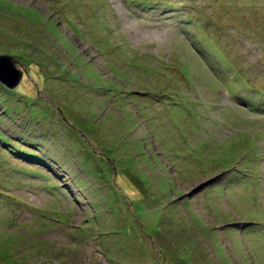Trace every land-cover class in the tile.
<instances>
[{"label": "rangeland", "instance_id": "374dc122", "mask_svg": "<svg viewBox=\"0 0 264 264\" xmlns=\"http://www.w3.org/2000/svg\"><path fill=\"white\" fill-rule=\"evenodd\" d=\"M0 54V264H264V0H0Z\"/></svg>", "mask_w": 264, "mask_h": 264}, {"label": "water", "instance_id": "95a60500", "mask_svg": "<svg viewBox=\"0 0 264 264\" xmlns=\"http://www.w3.org/2000/svg\"><path fill=\"white\" fill-rule=\"evenodd\" d=\"M26 67L8 55H0V82L15 88L22 81Z\"/></svg>", "mask_w": 264, "mask_h": 264}, {"label": "trees", "instance_id": "16d2710c", "mask_svg": "<svg viewBox=\"0 0 264 264\" xmlns=\"http://www.w3.org/2000/svg\"><path fill=\"white\" fill-rule=\"evenodd\" d=\"M140 2H141V1H140ZM143 4H146V2H143ZM1 138H3V140H4V141H2V143L7 142L6 146L10 144V143H9V142H10L9 139H7V138L5 137V134H3ZM251 143H252V142L248 143L246 146H244V147H242V148H243V149L246 148V149L248 150V146H249V144H251ZM253 143H254V142H253ZM237 151H238V147H237ZM258 154H259V153H258L257 150H256L255 153H254L253 155H254L255 157L259 158ZM262 160H263V158H262ZM262 160H261V161H262ZM258 167H259V166H258ZM234 175H235V173L232 174V176H234ZM232 179H236L235 176H234ZM0 248H1V247H0ZM2 252H3V254H1V255H5V254H4L5 252H4V251H2Z\"/></svg>", "mask_w": 264, "mask_h": 264}, {"label": "clouds", "instance_id": "9594fccd", "mask_svg": "<svg viewBox=\"0 0 264 264\" xmlns=\"http://www.w3.org/2000/svg\"><path fill=\"white\" fill-rule=\"evenodd\" d=\"M140 3H141V2H140ZM0 55H8V54H0ZM8 56L12 57V55H8ZM215 56H216V55H215ZM12 58H13V57H12ZM216 58H217V56H216ZM13 59H14V58H13ZM217 60L220 61L218 58H217ZM14 61H15V60H14ZM16 62H17V61H16ZM220 62H221V61H220ZM28 73H29V69H27V70L25 71V73H24V75H23V79H24L25 75L28 74ZM23 79H22V80H23ZM0 83H2V82H0ZM20 83H21V82H20ZM20 83H19V84H20ZM19 84H18V85H19ZM2 85H4L5 87H7V88H9V89H14V88H10V87H8L7 85H5V84H3V83H2ZM18 85H17V86H18ZM15 88H16V87H15ZM0 142L2 143V140H1V139H0ZM2 144L6 146L5 143H2ZM41 172H42V171H41ZM62 185H63V184H61L60 186H62ZM57 188H59V187H57Z\"/></svg>", "mask_w": 264, "mask_h": 264}]
</instances>
